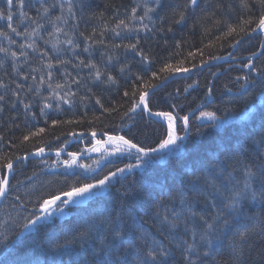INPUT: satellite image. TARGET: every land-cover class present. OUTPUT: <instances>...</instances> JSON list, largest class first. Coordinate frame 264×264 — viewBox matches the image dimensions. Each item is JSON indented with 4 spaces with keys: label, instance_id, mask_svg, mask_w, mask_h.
<instances>
[{
    "label": "trees",
    "instance_id": "trees-1",
    "mask_svg": "<svg viewBox=\"0 0 264 264\" xmlns=\"http://www.w3.org/2000/svg\"><path fill=\"white\" fill-rule=\"evenodd\" d=\"M126 2L127 0H84V4H82V14H85L87 16L89 15L88 17H86L88 18L87 23H91L92 26L88 29H93V32H90L92 43L90 45L89 52H87V58L83 59L80 57V55L70 56L68 51L64 50L60 54L61 58L59 57V55L52 57L49 55L50 57H48L43 62V64L38 66L36 69H42L44 64L51 62L53 65L51 70H53L57 67V65H61L57 64L58 60L66 61V63L62 65H66L69 70L71 69V67H74L71 66L74 65V62H76V65L78 64V60H84L85 62L91 60L98 66V68L106 62L116 63L118 64V67L115 70L114 75H112L115 80L118 75L124 72L120 71V69L122 67L125 69V67H127L126 65L131 63L130 58H128L131 56L127 55L124 52L126 55V57H124L123 50L126 49L124 45L118 43L120 47H117L118 44L114 38V36L116 35V31H120V28L116 27V25L119 23V16L117 15H124V13L127 11L122 9L123 4L126 5ZM168 2L169 4H166L165 7L163 5L162 11L161 9L159 10L160 14L162 15V19H165L166 24H164V22L158 23V32L162 31L161 37H159V34H157L156 36L159 39L158 43L151 44L150 42H148L150 46H146V50L144 49V54L149 58L148 63H152V71L156 72L157 74L159 73V67H156L155 62H159L160 66L162 67L163 58H170L174 67L177 62H183V65H186L187 63L188 65L190 64V66H192V63L195 60L179 59L178 56L180 55V53L193 51L194 53H197L195 59H198V52H201V56L205 54L211 55L214 53L211 52L217 48V43L220 44L219 37H221L222 40L227 38L226 40L228 43L226 44L235 43V40H232L231 35L227 34L228 29L230 27H233L236 28L237 31H239V27L242 26L241 23H238L239 20L242 21L249 19L250 14L254 12L252 11L253 9L261 10V7L259 6L257 0H248L250 8L242 7L241 0H211L208 1V6L210 9L209 11H205V20H201L199 23H197L196 26H194L196 30L193 31L189 23L182 24L181 26L176 23L174 24V20L179 18L178 13L183 10V6L180 5L178 10L173 9V6L175 5H172L171 1ZM212 2L213 7L211 8L210 3ZM200 3H203V1L201 0ZM225 3L226 7L224 5ZM232 6H235V8L240 7V9L235 12V16L237 17L236 24L232 23L231 21V19H234L230 16L231 14H233V9L231 10V12H229ZM63 8L67 9L68 4L64 5ZM76 8L78 7L76 6ZM220 8L222 9L221 13L217 11V9ZM27 14L32 18V20H35V16L30 15V13ZM46 14L49 15L44 16L42 27L37 29L39 38H48L47 35H43L46 33L48 34V32L41 31L49 30L46 27L47 22H49V20L47 21V16H53L54 18L52 17V19H55L57 17V15H52V12L50 10ZM154 20H158L161 22L160 19H157L155 17ZM35 21L36 24H33L31 20H27V25L22 26V24L19 22L15 25H19L23 28L21 33H24L26 30L28 32H31L32 29L36 28V25L39 24L37 20ZM168 24L171 25L169 26ZM99 27L101 31L99 30ZM169 28H171V31L173 32L169 31ZM113 29H115V31H113ZM240 34L241 33H239V35ZM104 36L105 38H103ZM132 37H134V35H131L128 38L131 39ZM24 38L29 37L19 35H16L15 37L11 36V40L14 41V43L12 42V52L20 54L21 52L26 51L25 47L23 49L20 47V45L23 44L22 42ZM217 39L219 42H217ZM131 40L136 41L137 38L134 37V39ZM42 41L45 40L42 39ZM125 45H127L126 42ZM95 46L97 49L104 51L105 57L102 58L103 60L95 61L93 59L92 49ZM180 46H182L183 49H180ZM115 48H117V50H115ZM204 50L208 52L206 53L204 52ZM243 53H245L244 50ZM262 55L264 56V51ZM109 57L112 58L111 61H109ZM22 59L24 60V58ZM128 60L129 63H127ZM132 62L136 63V60H132ZM0 63H2V66H0V81H5V85L10 83V81L5 79L10 75L14 73L21 74L32 71V69H34L33 67L29 66V64H25L24 67H19L16 63H13V61H3L1 58ZM255 66L258 71L249 72L248 75L249 77L254 78L260 77V85L261 83H263L262 78L264 76V57L260 59L259 63L257 62ZM83 69L84 67L82 66L81 70ZM44 70L48 72L49 68L46 67L44 68ZM84 71L85 70L80 71V77H77L76 79H70L68 77L66 78L67 80H71H69L71 85H76V88L73 89H87V85L85 83L87 81L90 82V85L97 84L96 80H94V78H91V76L88 74L89 71ZM117 71H119V73ZM67 72L69 71L67 70ZM152 73H145V71L142 72L137 69L132 70V72H126L128 83L124 82L118 85L126 87L124 91L129 93L128 96L124 95L125 92L123 94H119L115 91H112V93L105 94L103 91L93 89L95 87L89 88L92 89L89 92H92L91 94L96 96L97 99L101 101L100 104H97L95 101L96 105L100 107V110H97V108L93 106L89 107L91 108L90 110L85 109L88 107L82 108L80 110L71 109L74 114L68 112L69 103H64L63 99H60V97H64L65 99H67L68 94H70L68 91L69 88L65 84H63L62 81H59L58 79H49V75L46 76L45 74V77L47 79L43 83H40L38 81V83H36L37 85L34 86L33 89L36 91V89L39 88V92L37 93L36 91L35 96L38 98L37 102H39L40 109L43 108V113L40 111V114L48 113L50 116H55L56 114L63 116L61 117L63 121H58V126L56 124H53V121L50 118L49 120L44 119L45 121L39 125L40 119L38 118V113L30 109H33V107L30 105L29 99L26 101V104H29L30 108L27 110L23 109L24 112L27 111L25 113V119L23 117L24 115L22 116L21 114V112H23L21 109V105L18 106L21 101H24L23 94L17 93L16 90H14L17 93L16 96L13 95V91L4 92L3 95L0 88V95H3L5 97L4 101H0V109L12 110V108L18 106V111L14 110L11 113L5 114L4 119H8L9 122H4V119L0 118V128H3L0 130V138L5 142L6 137L11 138L13 141V144H11V148L3 153L4 158L6 159L7 157V159H10L8 158V156H10L14 161L16 156H26L31 151H34L33 149H37V146H39L43 142L48 144L52 140L56 141V137L59 135H62L64 137L65 135H69V133H73L77 136L81 133L91 134L93 132L99 134L116 135L119 129V125L113 122L114 119L118 118L123 120L125 118L124 116L127 113L125 112L126 108L124 109L123 106L128 105L130 101L132 102L135 98V96H133V91L132 94H130V91L133 90V86L131 84L134 83L137 89L144 88V86L141 87L140 84H138L139 81L136 79V76H142V82L146 84V81L149 79L148 77L144 76L147 74L152 75ZM232 73L233 75H236V73L239 72L236 71V73H234L232 71ZM240 73L243 74V72ZM252 73H254L255 76H253ZM87 74L88 76H86ZM158 75L162 77L161 74ZM30 77L33 76L31 75ZM199 78L201 77L198 76L195 79ZM151 79L154 80L156 84L161 81V79ZM102 80H104L106 84L113 83L107 81V77H103ZM74 81H79V83H75ZM180 82L181 81L170 83V85L166 87V90H168V92L166 93H175ZM57 84H60L62 87L57 88ZM49 85H51V87H49ZM221 85L226 86L225 81H223ZM228 88L232 89V86L230 85ZM215 90L216 89L212 91ZM163 91H165V87L163 88ZM235 91L236 90L233 88V92ZM213 94L218 96L217 98H219V100L216 101H218V104L220 106L225 99L224 97L226 96L221 92ZM232 98L233 102L243 99L241 94H232ZM261 98H264V95H261ZM17 103L18 105H16ZM45 103L52 105L50 107L51 111H47L48 108L44 107ZM183 103L187 104L186 101H183ZM156 104L157 103H154L155 106ZM32 105L36 106L34 101H32ZM56 105H58V112H53L52 109ZM158 105L161 106L160 109H163V105L160 102ZM106 109H108L109 111H106ZM92 111H104V113H99V115H90V112ZM34 113H36L37 116ZM216 113L218 116H220L219 111H217ZM14 116H17V119H12ZM110 117H113V120H111ZM69 121H71V123H69ZM131 124L132 123H128V130H125L122 133V135L126 139L131 138L134 141L135 135H138V133L142 132L146 135L150 133V131L148 132L149 128H146L142 131V129L138 126H133V124ZM27 126H30L32 130H39L43 128L44 135L42 138L44 139H37L34 136H31L29 130L24 128ZM17 127H23L24 131L19 129L13 130ZM8 130L12 131L6 134ZM237 130L238 129L235 128L233 133H235ZM223 134L225 137H229L230 135V133H228L227 131H225ZM26 135L30 136V139L28 141L23 140V137ZM63 139H60L61 141L59 146L63 144L64 147L68 146L69 152H78L77 150L88 148L86 143L87 138L80 139L79 142L75 144L69 143L68 139ZM181 146H183L182 153L184 154L182 159H186L187 161L189 160L191 162H193V160L195 159L201 158V154H203L204 149L209 148L213 152H215L218 157L217 163L214 165H210L207 169H209L210 171L211 169H215L214 171L220 175V181L213 184L206 179L204 182L199 180L198 190L193 191L190 183V181L194 179L193 174L190 173L187 175V173H183V170L179 168V165H177L176 167L175 165L171 164L166 155H161L159 158L163 162H165L167 166L158 163L157 165L159 168L154 171L149 167V163H147L142 167L133 168L127 171L124 177H114L106 185V189L103 193L104 196L100 198L99 201L91 199L88 202V205L83 208L81 206L77 208H71L67 220L55 224L56 221H53V219L41 226H37L33 233L27 234L22 239H18L17 241V235L23 227L22 226L20 228L19 225L21 221H24V219L18 221V225L16 227L17 229L13 227V229L11 230V232L15 230L18 232L16 238H13L10 232L7 235V240H5V242L3 241L4 244L0 245V264H93L95 257L92 249L94 247L95 241L98 239V233L96 229L103 228V221L108 217L115 218V220L121 226L123 232L126 234L124 246L123 248H121V259L126 260L127 264H135L136 248L129 247V244L132 241H136V246L142 248L143 241L137 239L141 236H147L150 239H155L157 242L162 241L166 246H168L173 253L171 264H185L182 258L181 250L176 248L174 241L170 243L172 238L168 235L169 230L167 226L162 223L163 217L165 215L171 217L173 211H183L185 215L187 214V207L184 203H182L181 198H183L187 202V205H191L192 210L197 213V217L203 215L204 217L209 219V221H211L212 216L215 215L217 211H223L225 216H228L230 209L225 207L227 203H223L219 199L223 195L221 190H225L227 192L226 195L231 197L234 189L237 187H241L242 185L238 184L237 181L234 180L233 173L231 171V168L234 166L225 161V151L224 154L220 153L213 140L197 141L196 143H186L185 145ZM194 146L198 148L196 152L193 151ZM241 146H243V144ZM226 149L229 151H240L241 147L231 146L230 144ZM98 159L99 157H95L83 161H78L76 165L71 167H66L65 165H63V163H60L59 165L55 166L56 169L48 175H46V172L42 171V168L41 170H39L38 166H35V161H28L25 165H20L19 168H17L18 170L16 169V172L18 171V174L16 175H20V179L16 180L17 183L15 184H12L14 181H11L12 183H10V190L6 196V200L10 192L14 191V196L11 198L13 200V208L18 209L20 213L26 215L27 217V215L29 216L30 212H36L39 209L38 204L40 199L38 200L36 199L37 197L33 196L35 198L30 202V206L28 207L23 201H19L22 200V198L20 197L22 194L29 198L32 197L33 194H28V192H26V188L36 185L38 184L37 182H42L44 179L47 184L39 192H43V196H48L50 193H52L50 190H48L49 188L54 187L56 183L62 184L61 179L58 177V173L70 175L75 186H79L84 183H94L96 180L102 179L105 175L110 173V171H114L109 170L108 167H105L94 172V169L97 168L90 167L92 164L91 161ZM116 161L121 162L123 166L137 163L135 155H131L130 157H127L125 155H117L116 158L110 160L109 162H112V164H114ZM49 162L53 163L55 162V160L49 159ZM202 162H200V165L202 164ZM81 164L84 165V167H80ZM189 165L192 166V163H189ZM76 168H78V172L75 170ZM170 168H172L173 170H171ZM2 169L3 168H0V171ZM64 169H68L67 171L69 172L64 171ZM207 174L210 173L206 170V175ZM195 175L201 177V174ZM23 176L25 177L23 178ZM213 185H215V187H213ZM153 186H156L158 188V191H153ZM256 187L258 188V186ZM54 188L55 190L53 192L64 190L61 185H58L57 188L55 186ZM217 189H220V191H218ZM17 197H19V199H16ZM37 201L38 206L36 205ZM157 202H159L158 208L154 206ZM177 204H179L180 207H176ZM242 204L243 212L239 214V216H237L235 213L232 216H228L230 221H234L235 227L243 229V227L245 226L264 219V196L260 197L256 201H253L251 199L244 200L242 201ZM218 205L220 206V208H218ZM171 206L173 207V209H171ZM16 216L18 217V220L19 218H21V215L18 214V212ZM6 219L7 218H3V220H1L3 222L0 223V228L2 226L4 230H1L0 236H3L2 232L7 231V227H12L11 224H8L7 226L4 223ZM15 224H17V221L15 222ZM93 225H95L94 228L92 227ZM193 225L198 229L202 227V222L199 219H196L195 221L189 220L188 227L191 228L193 227ZM88 230H91V234L87 237V245L85 247H81V244L83 243V241L81 240V234ZM183 231L184 226L181 225L180 232L177 234L178 237L183 238ZM233 235L234 232L229 233L227 236H222V239L224 241L223 247L221 251L215 256V259L212 260V264H229L228 244L230 243L231 237ZM261 244H264V239L256 237L255 248L258 249ZM249 260L250 264H264V261H261V258L257 254L255 249L252 251Z\"/></svg>",
    "mask_w": 264,
    "mask_h": 264
},
{
    "label": "bare ground",
    "instance_id": "bare-ground-1",
    "mask_svg": "<svg viewBox=\"0 0 264 264\" xmlns=\"http://www.w3.org/2000/svg\"><path fill=\"white\" fill-rule=\"evenodd\" d=\"M73 1V2H72ZM168 1H171L173 6V9H179V6H183V10L185 11V20L179 24L181 26L182 24H190L191 29L195 31L196 29L194 26H196L197 23H199L201 20H205V11H209V6H208V1L211 0H202L203 3H200L201 0H198V3L196 6H190L188 8H184V5L188 3V0H127L126 5L123 4L122 9L127 10L124 15L120 14L117 15L119 16V21L123 20L125 23L128 25L127 28L124 26H120V31H116V35L114 36L115 40L117 43L121 45H125V42L127 44L130 43H136L137 41L131 40L137 38L139 44H138V50H142L144 52V49L146 46H150L148 42L151 44H157L159 39L156 37L157 34H159V37H161V32H158V23H163L166 24L165 19H162V15L160 14L159 10L163 9L166 6V4H169ZM72 2V13L68 12V8L61 9L60 5H67V0H25V4L23 7V11L26 13H30V15L35 16V20L39 22V24L43 25V18L46 14L43 11V8H48L51 12L52 15H57L60 16V20L52 19L53 16H47V30H41L48 32V34H43L47 35L45 38H39V35L33 34L29 38H24L23 39V44H34L35 50L33 48L25 47V52L26 55H20L17 54V58L15 61H13V58L11 57L10 53L12 52V41L11 36L15 37L16 35L12 33L8 29V21L6 19H0V31L7 32V36H0V46L3 48H6L9 50L8 54L6 55L5 53H0V58L3 61H13V63H16L19 67H24L25 64H29V66L33 67L36 69L38 66L43 64V62L48 58L52 56H57L61 58V53L62 51L66 50L70 54V56H79L83 59L87 58V52L84 51L85 46H87L90 50V45L92 43L91 41V34L93 32L92 30H89L88 28L92 26L91 23H87L88 17L85 14H82V4H84V0H71ZM174 4H173V3ZM43 5V7H41ZM177 5V6H176ZM76 6L78 8H76ZM145 6L154 8L155 11L148 13V17H145L143 21H141L140 17L144 16L145 12ZM213 6H211L212 8ZM135 8L136 12L133 13L132 9ZM0 9H4L7 11L6 7V0H0ZM21 9L15 8L13 9L14 11V20L13 24L14 26L17 27L18 32H22L23 28L20 27L19 25H15L16 23H21L23 25H27V20L24 19L23 22H21V17L19 16V12ZM39 10V11H38ZM220 13L222 12V9H217ZM250 18H254L253 20L257 19L259 15L261 14L264 9H253ZM45 13V14H44ZM154 17L158 20H154ZM54 18V17H53ZM114 18V17H113ZM112 18V19H113ZM231 19V18H230ZM233 20H237V17L234 18ZM232 21V19H231ZM230 21V22H231ZM240 21V22H239ZM238 23H241V20H239ZM237 23V24H238ZM146 24L148 27L145 29L142 25ZM172 24V23H171ZM171 24H168L169 26ZM175 24V23H174ZM167 26V25H166ZM243 26V25H242ZM255 25H248L244 26L247 30V28L254 27ZM56 28H59L60 31H56ZM194 28V29H193ZM240 28V27H239ZM99 30L101 31L100 27ZM108 30V29H107ZM173 32V31H171ZM51 33V35H50ZM119 33V35H117ZM130 33L131 35H134L131 39L128 38L127 34ZM232 40L237 41L239 40V43H217V50L215 49L212 51L211 55H203L201 56V52L199 53L198 59H195V56H197V53L191 52L194 55L189 56L190 52H184L180 53L178 56L179 59L182 60H195L193 64L200 65L201 60H206L209 61L208 63L194 68L192 71L187 72V73H179V74H172L169 75L166 72H161L158 71V74H161V81L159 83L163 82V85L161 87H165V91H163L160 88H149L147 90V102L149 105V108L151 109V112H167L170 113L174 117H179V116H184L188 115L190 117L189 121V128L185 129L183 126V123L180 122L177 119V124H176V131L177 135L180 136H185L186 139L178 142L180 145H185L186 143H196L197 141H211L213 140L215 142V145L219 149V152L224 154V149L228 148L229 145L235 146V147H241V150L246 156H248L249 159L255 158L257 150L260 152L264 153V146L260 144L261 136L264 134V98H261V95H264V76H263V83L259 85L260 77L254 78V77H249V69L243 68L242 65L244 63H247L249 59H251L254 67L256 68L255 64L259 60L262 59L264 56L263 51L264 47V32L261 31H256L252 32L249 35H244V33H241L240 35H237L233 33L231 35ZM230 37V38H231ZM44 39L45 41H42ZM72 40V44L69 45L67 43L68 40ZM129 41V42H128ZM48 42V43H46ZM46 43V44H45ZM55 46V47H54ZM180 49H183L182 46H180ZM146 50V49H145ZM243 50L245 54L243 53ZM89 52V51H88ZM127 52V53H126ZM126 54L131 56L133 59L136 60V63L132 62L130 63V68L132 70L137 69L139 71H142L145 73H152L153 66L151 65L152 63H148L143 61L140 56L136 55L135 52L126 49ZM204 52H208L205 51ZM43 53H47L48 55L44 56L42 55ZM252 53H256L254 56ZM184 54V55H183ZM50 55V56H49ZM145 55V54H144ZM210 56H219L222 57L221 59H216V60H210ZM104 51H102L100 56H97L94 58L95 61H100L103 60L104 58ZM137 57V58H136ZM24 58V60L22 59ZM197 58V57H196ZM162 64L163 66L165 64H172L170 58H163L162 59ZM197 60V62H196ZM48 61V60H47ZM89 61V60H88ZM24 63V64H22ZM156 67H160V63H156ZM74 65H76V62H74ZM71 65V66H74ZM184 67L191 68L190 64L188 65H183ZM118 64L116 63H105L103 64L100 68L102 72L105 73L104 77H107V75H114L115 70L117 69ZM41 68V67H40ZM46 68V64L43 65L42 69H36L35 72L33 71H28L25 73H14L10 75L9 77L5 78L8 81H10L9 84L6 85V87L1 88V92L4 95V92H9V91H14L16 90L17 93H22L23 94V103L19 104L21 105V109L24 108V104H26V101L29 99L30 100V105L33 107L34 111L38 113V118H43V119H48L49 117L52 121H57L56 125H59V122H62L63 120L61 119V115L56 114L55 116H50L48 113L45 114H40V105L38 101V98L35 96L36 91L33 89L34 86H36L38 81L40 82L41 79H43V82L47 79L45 77L48 76L49 72L51 73V79H58L59 81H62L63 84H65L69 89V93H74V95L68 94L67 99L70 101L68 104V112L71 114H74V112L71 109H77L80 110L82 108H85L88 106L91 101L92 106L97 108V110H100V107H98L95 104V101L97 99L96 96L91 94L89 91L93 89H97L99 91H103L105 94L106 93H112V91H115L119 94H123L126 89L125 86H120L118 84L120 83H128V78L126 77V72L128 67H125L126 70H124L123 73L118 75L115 78V82L111 84H106L104 80H96L97 84H92L90 85V82L87 81L85 82L87 85V89L84 88H79V89H73L76 88V85H71L69 80L70 79H76L77 77H80V71L85 70L84 72H88L90 75V70L88 68H85L81 70L82 66H80V60H78V64L76 67H71L69 70L66 65H57V67L53 70L51 68L48 70H44ZM67 70L69 72H67ZM239 73H236V71ZM232 71L236 73V75H233ZM82 72V73H84ZM119 73V71H117ZM240 72H243L240 73ZM88 74L86 76H88ZM214 74V75H213ZM248 76V83H245L243 79L238 80L237 77H242V75ZM253 76H255L254 73H252ZM35 79H33V77ZM85 76V77H86ZM91 76V75H90ZM89 76V77H90ZM201 77L199 79H195L196 77ZM49 77V76H48ZM70 79H66V78ZM84 77V78H85ZM164 77H167L166 79ZM92 78V76H91ZM88 80V79H87ZM95 80V79H94ZM2 81V80H1ZM71 81V80H70ZM177 81H181L180 84L177 86L176 92L175 93H166L168 90H166V87L170 85V83H174ZM225 81L226 86H222L221 84ZM3 82V81H2ZM5 82V81H4ZM3 82V83H4ZM148 84H153L156 86V82L152 79H149L146 81ZM222 82V83H221ZM20 84L22 85L21 88H17L16 85ZM229 84V85H227ZM133 86V90L130 92L133 93L135 92V98L134 100L138 101L139 100V91H143L144 88H139L137 89L136 85L133 83L131 84ZM188 85H192V87H188ZM232 86V89H229V86ZM243 85V87H241ZM81 86V84H80ZM79 86V87H80ZM97 86V87H96ZM215 86V88H214ZM233 88L236 90L233 92ZM168 89V88H167ZM187 89V90H185ZM214 90L212 91L211 95H208V90ZM230 90V91H229ZM181 92V96H180ZM221 92L224 93L225 96L232 97V94H244L246 98H243L241 100H237L233 103H230L229 105H223L221 104L219 106L218 101L219 98L218 96L214 95L213 93ZM214 96V97H213ZM244 96V97H245ZM12 97V95H11ZM181 97V98H180ZM14 98V97H13ZM12 98V99H13ZM212 100V101H211ZM14 101V100H13ZM32 101L35 102L36 106L32 105ZM183 101H186V103H183ZM211 101V102H210ZM160 102L163 105V109H160L154 105V103ZM43 103V101H42ZM262 105L260 106V104ZM133 101L128 104L124 105V109L126 108L125 112L128 114L125 116V118L118 119L115 118L113 122H115L117 125H119V129L117 131L116 135L113 134H99L95 133V136L93 137L92 133H81L79 136L81 139H86V143L88 146L91 148L93 147V143L90 139H96L105 141L108 140L109 136H123L122 133L125 130H128L127 125L128 123H132L133 126H138L139 128L145 130L146 128H149L148 132L150 133L148 135L144 133H138V135H135V140L134 142L143 145L144 147H156L159 141L166 135L167 128H168V121L165 117L163 116H156L152 115L149 112H145L143 109V105L137 107L134 111H129L130 108H132ZM159 104V103H157ZM18 105V103L16 104ZM18 105V106H19ZM96 105V106H95ZM116 105V104H115ZM18 106L12 108V110L8 109H0V118L4 119L5 114L11 113L14 110L18 111L17 108ZM109 106V103H108ZM263 106V107H262ZM47 111H51L50 107L47 109ZM202 111H212V112H217L219 111L220 116L218 117H225L228 116L230 117L223 125L219 127H214L213 124L215 123L214 121H210L207 119L204 120H197L196 117L200 115V112ZM36 113H34L36 115ZM37 116V115H36ZM111 120H113V117H110ZM132 118V119H131ZM12 119H17V116H14ZM131 119V120H130ZM4 122H9L8 119H4ZM131 124V125H132ZM126 125V126H125ZM230 127V128H229ZM25 129L29 130V133L37 132L38 130L34 129L32 130L30 126L24 127ZM23 127H17L15 129L23 130ZM237 128L238 130L234 132V129ZM3 129L2 127L0 130ZM12 130H8L10 132ZM227 131L230 133L229 137L224 136V132ZM248 132V133H246ZM43 132L40 133L38 136H34L37 139H41L43 137ZM74 135V134H73ZM70 136L72 135H65L64 137L59 135L56 137V141H51L50 145L47 143L43 142L39 146H37V149L40 147L44 148V153L41 156H32L27 159H22L23 161L17 162L14 166V171L10 175V183L11 181L19 180L20 175L18 174V171L16 172V169L19 168L20 165H25L28 161H35V166H38L39 170L41 168L43 169V172L48 173V171L44 170L43 165L46 164L48 161V157L54 160H57L56 155V150L59 148L60 145V139H69ZM6 142L3 141L0 138V163L3 164L6 159L3 156V153L6 152L9 148H11V144H13V141L11 138H5ZM44 139V138H42ZM64 140V139H63ZM46 144V145H45ZM115 143H107V146L102 150L105 151L108 148H110L111 145ZM243 144V146H241ZM153 145V146H152ZM50 146V150H49ZM46 148H48L46 150ZM89 148V147H88ZM37 149H33L34 152ZM54 149V150H53ZM207 152H206V151ZM2 151V152H1ZM101 151V150H100ZM98 151L97 154H101L102 152ZM113 151V150H112ZM110 151V152H112ZM92 152H97V151H92ZM100 152V153H99ZM124 154L127 157H130L131 155H135V150H126L123 151ZM32 153V151L30 152ZM29 153V154H30ZM159 153H154L151 155L149 158V167L152 168L154 171H156L158 167V163L162 164L164 166H167L165 162H163L159 157ZM63 152L60 151L59 157L63 158L62 156ZM111 154V153H110ZM117 154H120V152H117ZM34 155V154H33ZM161 155H166L171 164L179 165L180 169L183 170V173L188 174H193V171L195 170V174H201V177H199L202 182L206 180H209L210 183L215 184L216 182L218 183L220 181V175L217 174L214 170L207 169L210 165H214L217 163V155L215 152H213L211 149L207 148L204 149L203 154H201V158L191 161H187L186 159H182L183 153L182 150H166L164 153H161ZM25 157V156H23ZM97 156L93 155L92 158H95ZM8 158L11 159L10 156ZM39 159H44V160H39ZM111 159H114L112 157ZM111 159L108 160H93L91 161L92 164L90 167H96L97 169H94V172L97 170H100L101 168L108 167L109 170H114L116 171L117 168H123L124 166L121 164V162L116 161L114 164L112 162H109ZM182 159V160H181ZM15 161V160H14ZM13 161V162H14ZM203 161V162H202ZM41 162V163H38ZM200 162L202 164L200 165ZM189 163H192V166L189 165ZM216 167V166H215ZM168 168V167H167ZM173 170L172 168H170ZM233 177L235 181H242L243 175H242V170L239 168H236L234 170V167L231 168ZM18 170V169H17ZM105 170V169H104ZM206 170L210 173L206 175ZM6 169H2L0 171V176H3L4 173L6 172ZM110 171V172H114ZM127 171L123 173H119V176L124 177L126 175ZM196 176V175H195ZM25 176H23L24 178ZM58 177L61 179L62 184L56 183V188L58 185H61L64 190H67L70 186L75 185L74 182H72V177L70 175L66 174H59ZM149 184V183H148ZM150 185V184H149ZM148 185V186H149ZM242 185V184H241ZM54 186V187H55ZM258 186V185H257ZM49 188L52 193H57L53 192L55 188ZM153 191H158V188L156 186L152 187ZM220 191V189L218 190ZM222 196L219 198L220 201L223 203H228L230 196L226 195L227 192L225 190H221ZM104 196L102 192L99 191V193L95 194V199H100ZM83 200V199H82ZM102 200V199H101ZM6 197L0 199V211L3 213L5 210L7 211V207L5 206ZM89 199L87 198L86 201L77 203V207H85L88 205ZM75 206V204L71 205ZM176 207H180L179 204L176 205ZM218 208L220 206L218 205ZM171 209L173 207L171 206ZM71 211V208L69 209ZM35 214H38V211L34 212ZM33 213V214H34ZM1 215V214H0ZM51 221V220H49ZM3 221H0L2 223ZM4 223L8 226V224H11L10 219H6ZM25 224V220L21 221L19 227L21 228ZM36 225L35 227H37ZM8 228V227H7ZM6 228V230H7ZM23 229V227L21 228ZM199 229V228H198ZM22 232V230L20 231ZM19 232V233H20ZM17 231H12L10 234L13 238H16ZM27 235V234H26ZM18 236V235H17Z\"/></svg>",
    "mask_w": 264,
    "mask_h": 264
},
{
    "label": "snow or ice",
    "instance_id": "snow-or-ice-1",
    "mask_svg": "<svg viewBox=\"0 0 264 264\" xmlns=\"http://www.w3.org/2000/svg\"><path fill=\"white\" fill-rule=\"evenodd\" d=\"M261 9H264V0H257ZM68 3V12L72 13V5L71 0H67ZM198 0H188V3L184 5V8H188L190 6H196ZM25 4V0H6L7 11L4 9H0V19H6L8 21V29L19 36H28L31 37L33 34H37V29L42 27V25L37 24L36 28H33L31 32L27 30L24 33L18 32L17 27L14 26V7L21 9L19 12V16L21 17V22L24 19L31 20L33 24H36L35 20H32L28 14L23 11V7ZM241 6L244 8H250L248 0H241ZM43 7V5H41ZM61 9H63L64 5H60ZM39 11V10H38ZM43 11L47 13L49 11L48 8H43ZM155 11L154 8H150L145 6L144 16L140 17L141 21L144 20L145 17H148V13ZM132 12L135 13L136 9L133 8ZM179 18L174 20V23L180 24L186 18L185 11H180L178 13ZM56 20H60L61 17L57 16ZM239 31L236 28L230 27L228 29V35H232L236 33H244V35H249L252 32L261 31L264 32V11L261 12L259 17L255 20L249 18L247 20H242ZM254 27L246 28L244 26L252 25ZM120 26H124L125 28L128 25L125 21L121 20L116 25L117 28ZM145 29H147V25H142ZM169 31L172 29L169 28ZM56 31H60L59 28H56ZM115 31V29H113ZM51 35V33H50ZM119 35V33H117ZM0 36H7V32L0 31ZM13 42L14 41H10ZM67 43L71 45L72 40H68ZM235 43H239V40L235 41ZM138 44L130 43L124 45V47L128 50H131L136 53V55L140 56L141 59L145 62L149 60V58L144 55L142 50H138ZM23 49L24 47L33 48L35 50L34 44L20 45ZM55 47V46H54ZM119 47V46H117ZM264 47V45H262ZM85 52L89 51V48L85 46ZM9 50L6 48L0 47V53L8 54ZM256 53H252L254 56ZM13 61L17 58L16 52L10 53ZM20 55H26V53L21 52ZM42 55L46 56L47 53H43ZM193 53H189V56H193ZM219 56H210V60L221 59ZM111 57H109V61H111ZM209 61L201 60L200 65L193 64L191 68L184 67L183 62L178 66H173L171 64H165L160 71L166 72L169 75L179 74L181 72L187 73L192 71L194 68L202 66ZM66 61H57V64H64ZM2 66V63H0ZM75 66V65H74ZM80 66L88 68L90 70V75L95 80L99 81L104 76L105 73L98 68V66L93 63L91 60L85 62L84 60H80ZM47 68H52L53 65L51 62L46 64ZM243 68L249 69L250 72H257L251 61L244 63L242 65ZM125 69L122 67L120 71H124ZM33 72L36 69H32ZM49 79H51V73L49 72ZM214 75V74H213ZM152 78L159 80L161 77L156 73H152ZM165 79L167 77H164ZM35 79V77H33ZM137 80H143L142 76H137ZM238 80L243 79L245 83H248L247 75L242 77H237ZM107 81L115 82L112 75H107ZM75 83H79V81H74ZM40 83H43V79H41ZM6 85L0 81V88H4ZM17 88H21L22 85L17 84ZM51 87V85H49ZM57 88L62 87L60 84L56 85ZM155 87L153 84H145L144 90L139 91V100H133L132 108L129 111H134L137 107L143 105V109L145 112H149L152 115L163 116L168 121V128L166 135L159 141L156 147H144L133 141V139H126L124 136H109L107 141H96V145H94L89 151H97L98 146L101 143H115L116 152L130 151L135 150L136 153V164H128L123 168H117L116 171L110 172L105 175L102 179L96 180L94 183H84L79 186H70L67 190H60L57 193H50L47 198H41L39 200V211L38 214H33L32 218L27 219V222L23 225V229L27 231H31L32 228L41 220L48 219L56 213L63 214L68 206L77 204L80 200L85 199L89 196L94 195L93 190L105 187L110 180L116 177L119 173H123L125 171H129L133 168L142 167L145 164L149 163V158L154 153H164L166 150H179L181 145L178 142H181L186 139L185 136L177 135L176 124L177 119L183 123L185 129L189 128L190 117L188 115L174 117L170 113L167 112H151L147 102V89ZM188 87H192V85H188ZM243 87V85H241ZM187 90V89H185ZM37 93L39 92V88L36 89ZM230 91V90H229ZM74 95V93H70ZM212 94V90H208V95ZM13 95L16 96L17 93L13 91ZM67 95V94H66ZM125 96H128L129 93L125 92ZM136 93H133L135 96ZM5 97L0 95V101H4ZM63 99L64 103H70L68 99L64 97H60ZM21 103H23L21 101ZM97 104H100L101 101L99 99L96 100ZM51 104L45 103L44 107L49 108ZM24 108L27 110L30 108L29 104H24ZM106 111H109L106 109ZM43 113V108L41 109ZM127 115V113H126ZM230 117L225 116L223 118L218 117L215 112L212 111H202L200 115L196 117L197 120H210L214 121V127H219L223 125ZM57 121H53V124H56ZM71 123V121H69ZM44 132V129L41 128L37 132H33L31 136H38L40 133ZM69 135H73V133H69ZM93 137L95 136V132L92 133ZM30 139L29 135L23 137L24 141H28ZM260 144L264 146V134L261 136ZM198 148L194 146L193 151L196 152ZM44 153V148H38L33 154L36 156H41ZM114 154V153H113ZM57 157L60 155V150L56 153ZM68 156L70 159L64 161L66 167H71L76 164L77 153L69 152ZM22 159H27V156L20 157L16 156L15 160L19 161ZM224 159L226 162L234 166V170L239 168L242 170L243 179L242 181H237L238 184H242L241 187H237L232 192L231 197L229 198V202L225 205L226 208L230 209L228 216H232L234 213L239 216L243 212V204L242 201L251 199L253 201L258 200L260 197L264 196V153L257 150L256 157L249 159L242 151H229L225 149ZM55 163V162H54ZM80 167H84V165H80ZM0 168L6 169L7 171L3 176H0V199L5 198L10 190V175L14 171V162L12 159H6L3 164H0ZM230 175V174H229ZM194 179L190 181L193 191L198 190L199 177L195 176V170L193 171ZM258 185V188L256 187ZM215 187V185H213ZM218 190V189H217ZM16 199H19L17 197ZM182 203H184L187 207V214L182 212L173 211L171 217L165 215L162 219V223L167 226L169 232L168 235L171 236V242H175V246L177 249L181 250L182 258L185 264H212V260L215 259V256L221 251L224 241L222 236H227L229 233H233L234 235L231 237L230 243L228 244V254H229V264H250L249 257L252 251L255 249L257 254L260 256L261 261H264V244L256 249V237H260L264 239V219L256 221L248 226L243 227V229L235 227L234 221H230L228 216H225L223 211H217L215 215L212 216L211 221L204 217L203 215L197 217V213L192 210L191 205H187V202L181 198ZM155 207H159V202L154 205ZM215 206V205H214ZM199 219L202 222V227L197 229L194 225L193 227H188V221H195ZM103 228L96 229L98 233V239L95 241L93 247L94 261L93 264H127L126 260L121 259V248L124 246V241L126 238V234L123 232L121 226L115 220V218L108 217L103 221ZM181 225L184 226L183 238L178 237V233L180 232ZM93 228L95 225L92 226ZM91 234V230L85 231L81 234V240L83 243L81 247H85L87 245V237ZM6 239V238H5ZM138 240L143 241V247H137L136 241H132L129 244V247L136 248L135 253V264H171L173 259V253L171 249L166 246L162 241L157 242L155 239H150L147 236H141L137 238Z\"/></svg>",
    "mask_w": 264,
    "mask_h": 264
},
{
    "label": "rangeland",
    "instance_id": "rangeland-1",
    "mask_svg": "<svg viewBox=\"0 0 264 264\" xmlns=\"http://www.w3.org/2000/svg\"><path fill=\"white\" fill-rule=\"evenodd\" d=\"M213 5V2L212 3H210V6H212ZM225 5V7H226V3L224 4ZM224 9H226V8H224ZM233 9V10H232ZM240 9V7L238 8H235V6H232V8L229 10V12H231V10H232V13L233 14H231L230 16L231 17H233V18H236V16H235V12L236 11H238ZM232 23H234V24H236V20H232ZM103 32V31H102ZM225 35V34H224ZM223 35V36H224ZM127 36H131V34L130 33H128L127 34ZM103 38H105V36L103 37ZM219 39H220V43H223V41H224V43H228L227 42V38L226 39H223L222 40V38L221 37H219ZM135 41V40H134ZM137 41V40H136ZM129 42V41H128ZM217 42H219L218 41V39H217ZM134 43V42H133ZM223 43V44H224ZM118 44V43H117ZM106 46V45H105ZM118 46H119V44H118ZM120 47V46H119ZM115 50H117V48H115ZM122 50V49H121ZM102 51L103 50H100V49H97L96 48V46L92 49V57H93V59L95 58V57H97V56H100L101 55V53H102ZM124 52H126V49H124L123 50V53ZM127 53V52H126ZM144 53V52H143ZM124 57H126V55H125V53H124ZM128 58H130V61H132V59L133 58H131V57H128ZM137 58V57H136ZM127 63H129V60H128V62ZM130 64H128V65H126L129 69H127V71H131L132 72V69L130 68V66H129ZM172 65V64H171ZM178 65H180V63L179 62H177L176 64H175V66H178ZM174 66V65H173ZM163 67V66H162ZM161 66L158 68L159 69V71H160V69L162 68ZM154 72V71H153ZM137 77V76H136ZM144 77H148V79H151L152 78V75H150V74H147V75H145ZM139 82H138V84H140V86L141 87H143L144 85H145V83H143L142 82V80H138ZM148 84V83H147ZM161 85H163V82L162 83H157L156 84V86L155 87H157V88H160V89H162L163 87H161ZM155 87H153V88H155ZM163 90V89H162ZM92 93V92H91ZM130 94H132V93H130ZM240 94V93H239ZM235 95H238V94H235ZM242 95V97L243 98H246V96L244 95V94H241ZM245 96V97H244ZM225 99L223 100V102L221 103V104H223V105H229L230 103H233V98L232 97H229V96H226V97H224ZM211 102V101H210ZM89 103H91V101L89 102ZM157 103H159V102H157ZM96 104V103H95ZM262 105V103L260 104V106ZM20 106V105H19ZM90 106H92V103L91 104H89L88 106H86V107H88V108H85V109H88V110H90L91 108H89ZM96 106V105H95ZM156 106L157 107H161L160 105H158V104H156ZM31 110H33L34 111V109H32V108H30ZM23 111V110H22ZM52 111L53 112H58V105H56V106H54L53 107V109H52ZM96 111V110H95ZM95 111H92V112H90L91 114L90 115H99V113H104V111H102V112H95ZM27 112V111H26ZM26 112H21V114H22V116L26 119V116H25V113ZM124 116V115H123ZM126 116V115H125ZM124 116V117H125ZM119 117V116H118ZM50 118V117H49ZM40 119V122H39V125L40 124H42V122H44L45 120L43 119V118H39ZM41 119H43V120H41ZM38 125V126H39ZM41 127V126H40ZM230 128V127H229ZM120 130V129H119ZM62 136V135H61ZM81 138H80V136H76L75 134L74 135H72V136H70V138L68 139V142L69 143H71V144H75V143H78L79 142V140H80ZM67 140V139H66ZM91 141H92V143H93V146L94 145H96V139H90ZM51 143H49L48 145H50ZM88 146V145H87ZM100 146V145H99ZM99 146H98V148H99ZM89 148H84L83 150H77L78 152H74V153H77V156L78 157H76V163L78 162V161H83V160H87V159H90V158H92L91 156H89V154H91V153H95V152H92V151H89V149H91V147L90 146H88ZM182 147L183 146H181L180 147V149H179V151H181L182 150ZM115 148H116V145L115 144H113V145H111L110 146V148H108L107 150H105V151H103L102 152V150L100 151V152H102L100 155L99 154H97L98 156L97 157H99V159H101V160H108V159H111L112 157H114V158H116L115 156H117L118 154H117V152L115 151ZM48 148H46V150H47ZM49 150H50V146H49ZM54 150V149H53ZM58 150H60L61 152H63V154H62V156H63V158H61V157H56L57 155H55V157L57 158V160H55V163L53 162V163H51V162H49V159H51V158H49L48 157V162L46 163V164H44L43 165V168H44V170H46V171H48V173H46V175H48L49 173H52V171L53 170H55L56 168H55V166H57V165H59L60 163H63V165H65L64 164V161H66V160H68V159H70V157L68 156V153H69V147L67 146V147H64V144L63 145H61V146H59V148L56 150V152L58 151ZM113 150V151H112ZM110 151H112V152H110ZM72 152V151H71ZM99 152V153H100ZM33 153H34V151H32V153H30L29 155H33ZM98 153V152H97ZM111 153V154H110ZM114 153V154H113ZM119 155H121V154H119ZM79 157H81V158H79ZM55 159V158H54ZM53 159V160H54ZM39 160H44V159H39ZM112 160V159H111ZM32 161V160H31ZM17 162H19V161H15V163H14V166H15V164H17ZM74 165H76V164H74ZM74 165H72V166H74ZM69 169H71V168H69ZM68 169H64V171H66V172H69V171H67ZM77 172H78V168H76L75 169ZM43 171V170H42ZM41 171V172H42ZM73 176V175H72ZM78 176V175H77ZM117 176H119V174L117 175ZM73 181V180H72ZM86 181V180H85ZM15 183H17V181L15 180L12 184H15ZM38 184H36V185H33V186H30V187H28V188H26V192H28V194H30V193H32L33 195H32V197L31 198H29V197H27V196H25V195H21L20 197L22 198V200H19V201H23L26 205H27V207L28 206H30V202L31 201H33L34 200V198L35 197H37L36 199H41V198H47V196H43V192H39V191H41L44 187H45V185L47 184L46 183V181H44V179H43V181L42 182H37ZM33 184V183H32ZM106 187V186H105ZM105 187H102V188H98V189H94L93 190V192H94V195H92V196H89V198L90 199H92V198H95L94 196H95V194H97V193H99V191L100 192H102V193H104V189H105ZM41 188V189H40ZM14 191H11L10 192V194H9V196H8V198H7V200L4 202L5 203V206L7 207V211L5 210L3 213L0 211V221L1 220H3V218H7V219H10L11 220V225H12V227L11 228H8L7 229V231H4V232H2V235L3 236H0V245H2V244H4V242H5V240H7V239H5V238H7V235L11 232V230L13 229V227H17V225H18V221H20L21 219H24L25 220V223L27 222V219H29V218H32V216H33V213L34 212H30V214H29V216L27 215V217H26V215H24V214H22V213H20V211L18 210V209H15V208H13V203H12V197L14 196L13 193ZM205 193V192H204ZM206 194V193H205ZM33 196H35V197H33ZM87 199V198H86ZM86 199H85V201H86ZM96 201H99V199H95ZM82 201H84V199L83 200H80V202H82ZM38 204V201H37V203H36V205ZM35 205V206H36ZM39 205V204H38ZM37 205V206H38ZM75 206L77 207V205L75 204ZM72 207H74V206H68V208H67V210L63 213V214H60V213H56V214H54L53 216H51V217H49L48 219H41L36 225H38V226H41V225H43L44 223H46V222H50L49 220H53V221H56L55 222V224H58V223H60L61 221H65V220H67L68 219V215H69V209L70 208H72ZM37 211H39V209L37 210ZM17 212H18V214H20L21 215V218H19V220H18V217L16 216V214H17ZM17 221V224H15V222ZM16 225V226H15ZM35 225V226H36ZM33 227L32 228V230L31 231H27V230H24V229H22V232H20V233H18V236H17V241H18V239L20 240V239H22L26 234H30V233H33L34 231H35V228L36 227ZM14 228V229H15ZM17 229V228H16ZM1 230H4L3 229V227L1 226V228H0V232H1ZM4 241V242H3ZM29 250H31V249H29Z\"/></svg>",
    "mask_w": 264,
    "mask_h": 264
},
{
    "label": "water",
    "instance_id": "water-1",
    "mask_svg": "<svg viewBox=\"0 0 264 264\" xmlns=\"http://www.w3.org/2000/svg\"><path fill=\"white\" fill-rule=\"evenodd\" d=\"M105 141H107V140H105ZM106 146H107V144L103 143V146H102L101 149L105 148ZM101 149H100V150H101ZM100 150H99V151H100ZM157 154H158V153H157ZM91 155H92V154H91ZM91 155H89V156H91ZM159 155H161V153H159ZM32 156H35V155H28L27 158L32 157ZM77 157H78V156H77ZM79 158H81V157H79ZM15 161H16V160H15ZM15 161H14V163H15ZM19 161H20V160H19ZM21 161H23V160H21Z\"/></svg>",
    "mask_w": 264,
    "mask_h": 264
}]
</instances>
